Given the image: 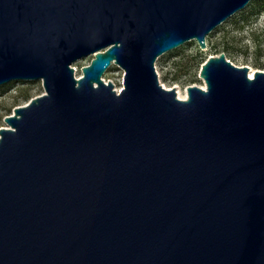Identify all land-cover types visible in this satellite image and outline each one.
<instances>
[{
	"label": "water",
	"instance_id": "95a60500",
	"mask_svg": "<svg viewBox=\"0 0 264 264\" xmlns=\"http://www.w3.org/2000/svg\"><path fill=\"white\" fill-rule=\"evenodd\" d=\"M250 1L0 0V86L44 89L0 128V264H264V71L154 66Z\"/></svg>",
	"mask_w": 264,
	"mask_h": 264
},
{
	"label": "rangeland",
	"instance_id": "374dc122",
	"mask_svg": "<svg viewBox=\"0 0 264 264\" xmlns=\"http://www.w3.org/2000/svg\"><path fill=\"white\" fill-rule=\"evenodd\" d=\"M264 2V1H262ZM223 54L237 67L246 66L250 73L264 71V4L250 1L224 23L205 37V47L200 49L195 40L162 54L154 63L158 82L166 89L186 95L189 86H204L199 78L202 64L210 56ZM92 56L81 58L70 66L75 78L82 75V67ZM104 83H111L116 91L123 87V71L111 64L101 76ZM44 94L40 80L9 82L0 86V128L6 127L4 117L13 114L17 106H24L33 97Z\"/></svg>",
	"mask_w": 264,
	"mask_h": 264
},
{
	"label": "bare ground",
	"instance_id": "6f19581e",
	"mask_svg": "<svg viewBox=\"0 0 264 264\" xmlns=\"http://www.w3.org/2000/svg\"><path fill=\"white\" fill-rule=\"evenodd\" d=\"M253 73H254L253 71H251V73H250V70H249V72H248L249 77H251ZM202 87H203V86H202ZM164 88H165V87H164ZM176 96H177V98H180V99H182V100L186 99V95L183 96V95L180 94V93L178 94V92H176Z\"/></svg>",
	"mask_w": 264,
	"mask_h": 264
},
{
	"label": "trees",
	"instance_id": "16d2710c",
	"mask_svg": "<svg viewBox=\"0 0 264 264\" xmlns=\"http://www.w3.org/2000/svg\"><path fill=\"white\" fill-rule=\"evenodd\" d=\"M260 1H261L262 4H264V2H262V1H264V0H260Z\"/></svg>",
	"mask_w": 264,
	"mask_h": 264
}]
</instances>
